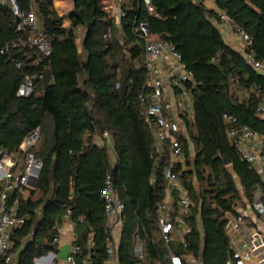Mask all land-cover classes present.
<instances>
[{"label":"trees","instance_id":"trees-1","mask_svg":"<svg viewBox=\"0 0 264 264\" xmlns=\"http://www.w3.org/2000/svg\"><path fill=\"white\" fill-rule=\"evenodd\" d=\"M213 1L215 9L205 0H150L151 13L144 0H123L118 24L107 0H72L67 15L53 0H16L46 33L47 56L35 47L12 44L25 35L16 29L10 2L0 1V149L13 151L39 126L40 139L32 150L42 160L37 185L10 194L9 203L17 200V214L25 220L12 235L13 258L7 264H34L53 250L68 208L79 246L74 264H104L108 233L101 189L107 174L125 205L118 264H168L170 251L191 255L199 264L234 260L226 213L235 212L242 193L253 203L257 189L264 204V181L241 159L228 132L247 126L264 136L259 116L264 72L225 41L215 21L220 13L227 15L250 36L245 51L264 62V0ZM141 20L151 35L175 46L195 80L185 84L193 100V118L183 115L186 132L179 136L185 158L172 168L192 201L184 217L188 232L181 238L174 231L169 243L157 235L170 154L167 143L156 149L143 118L139 94L146 103L151 89L135 30ZM77 24L84 29L80 49ZM26 75L33 88L18 95ZM103 131L111 144L99 146L95 141ZM178 194L173 188L174 209ZM137 241L140 257L134 251Z\"/></svg>","mask_w":264,"mask_h":264},{"label":"built area","instance_id":"built-area-1","mask_svg":"<svg viewBox=\"0 0 264 264\" xmlns=\"http://www.w3.org/2000/svg\"><path fill=\"white\" fill-rule=\"evenodd\" d=\"M5 2L7 0H0ZM11 4L12 11L18 17L16 29L23 33V38L13 41V45H28L35 47L41 54L47 56L51 52L50 42L46 33L40 27L36 16L32 11L19 10L16 0H8ZM147 10L154 12V6L150 0H144ZM123 0H107V8L111 16L119 24L121 17L124 15L122 8ZM220 23L231 26L233 31L244 42V49L241 52L244 59L254 68L264 72V62L256 59L251 53L245 51V47L251 43L250 36L241 28L231 24L230 19L224 13H220ZM135 30L140 37L141 47L143 49V65L147 72V85L151 91L145 103L143 96L139 94L143 105L144 121L151 127L157 144V150L167 143L170 154V163L164 170L166 178L165 197L158 205V225L161 238L165 243H169L173 239V232L182 238V235L188 232L185 225L184 217L188 212L191 199L187 190L181 185L178 174L173 171V166L177 162L184 161L185 155L181 149L179 136L184 134L181 130L180 120L178 118V110L175 108V102L171 96H189L192 100L190 92L187 90L186 82L194 83V76L190 69L181 58V54L175 46L167 39H162L151 35L147 28L146 20L137 23ZM84 29L81 25L74 26V34L81 36ZM10 44L5 45V50ZM37 63V59L34 60ZM19 65V64H18ZM33 88V80L31 76L26 75L24 81L18 88V95H26ZM187 107V106H184ZM193 112V100H192ZM225 118L229 116L224 115ZM229 135L234 139V146L237 149L241 159L250 162L252 165L260 160L259 154L256 152L252 140L259 137V134L251 130L247 126L231 128ZM40 139V127H35L22 140V142L13 150L7 151L0 149V264H7L12 261L13 254L10 253V242L15 230L23 224L25 218L17 214V200L9 203L10 194L14 191L22 192L26 186H31L34 176L42 166V160L37 157L32 150L36 147ZM96 144L101 146L106 143L111 144V138L107 131H103L101 137L96 138ZM178 190L177 207L172 206V189ZM101 198L104 201V213L107 221V237H106V253L107 257L104 264H118L117 249L120 236L114 234L113 229L122 227L123 212L125 205L115 193L112 177L107 174L104 178L103 187L101 189ZM258 212H264V204L255 203ZM70 209L65 212V219H70ZM238 221L242 220V216L238 215ZM177 226V227H176ZM59 230V228H58ZM54 249L49 251L50 255H42L43 257L36 260V264L43 258L57 259V252L61 246L59 235L53 238ZM79 251V246L75 240L70 244L68 255L65 259L66 264H74V255ZM135 253L140 257L141 243L136 242L134 246ZM241 257L248 258V254L243 256L233 251V258L239 260ZM196 259L191 255L181 256L169 252L168 264H190V261ZM85 263V260L83 261ZM48 264H53L50 262ZM216 264H233L230 260L225 263Z\"/></svg>","mask_w":264,"mask_h":264},{"label":"crops","instance_id":"crops-1","mask_svg":"<svg viewBox=\"0 0 264 264\" xmlns=\"http://www.w3.org/2000/svg\"><path fill=\"white\" fill-rule=\"evenodd\" d=\"M205 4L210 8H216L213 0H205ZM217 28L223 34L225 41L236 51L242 52L244 42L233 31L231 26L224 25L219 21H215ZM248 93V92H245ZM175 102V108L178 110V118L180 120L181 130L185 133L186 126L183 120V115L188 118H193L192 100L189 96H171ZM187 106V107H184ZM259 116L264 118V103L259 109ZM256 152L260 156V160L253 164V167L258 171L262 181H264V136L259 135L252 140ZM197 184V183H196ZM239 187L240 184L238 183ZM242 192V191H241ZM261 190L257 189L254 194L253 203L249 202L242 193V203L235 207V212H227L228 219L225 226L226 233L230 239V247L235 252H239L242 256L248 254V258L241 257L239 260H230L233 264H264V213H260L255 208V203L260 202ZM254 204V205H253ZM242 216V220L238 221L237 216ZM122 227L113 229L115 235L120 236ZM59 240L61 245L71 244L76 235L74 225L70 219H65L58 230ZM66 264L62 259H46L43 258L39 264ZM36 264V262L34 263ZM190 264H199L197 260L190 261Z\"/></svg>","mask_w":264,"mask_h":264},{"label":"rangeland","instance_id":"rangeland-1","mask_svg":"<svg viewBox=\"0 0 264 264\" xmlns=\"http://www.w3.org/2000/svg\"><path fill=\"white\" fill-rule=\"evenodd\" d=\"M53 4L55 8L59 11V13H61L62 15H67L72 8V0H53ZM82 37L83 34L77 37V44L79 49L81 48ZM136 65H139V63L136 62ZM160 235L161 233L159 232L157 238H159Z\"/></svg>","mask_w":264,"mask_h":264},{"label":"water","instance_id":"water-1","mask_svg":"<svg viewBox=\"0 0 264 264\" xmlns=\"http://www.w3.org/2000/svg\"><path fill=\"white\" fill-rule=\"evenodd\" d=\"M15 2V0H13ZM224 162L225 163H229L230 162V158L228 156H224ZM37 181H38V175L34 176L33 181L31 182V186H36L37 185ZM69 244H63L60 246L59 251L57 252L56 257L53 256V258H57V259H65L68 255V251H69ZM47 255H50L49 253ZM43 256H40L38 258H36V260L42 258Z\"/></svg>","mask_w":264,"mask_h":264}]
</instances>
